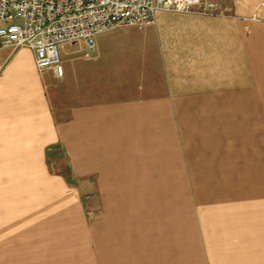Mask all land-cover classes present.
Wrapping results in <instances>:
<instances>
[{
    "label": "crops",
    "instance_id": "crops-1",
    "mask_svg": "<svg viewBox=\"0 0 264 264\" xmlns=\"http://www.w3.org/2000/svg\"><path fill=\"white\" fill-rule=\"evenodd\" d=\"M203 1L0 49V264H264V0Z\"/></svg>",
    "mask_w": 264,
    "mask_h": 264
},
{
    "label": "built area",
    "instance_id": "built-area-1",
    "mask_svg": "<svg viewBox=\"0 0 264 264\" xmlns=\"http://www.w3.org/2000/svg\"><path fill=\"white\" fill-rule=\"evenodd\" d=\"M203 0H0V49H29L38 71L58 75L59 45L83 40L90 57L95 36L118 26H147L159 11L209 15Z\"/></svg>",
    "mask_w": 264,
    "mask_h": 264
},
{
    "label": "rangeland",
    "instance_id": "rangeland-1",
    "mask_svg": "<svg viewBox=\"0 0 264 264\" xmlns=\"http://www.w3.org/2000/svg\"><path fill=\"white\" fill-rule=\"evenodd\" d=\"M60 58H61V56H60ZM88 200H90V195L89 194H84L83 195V201H88Z\"/></svg>",
    "mask_w": 264,
    "mask_h": 264
}]
</instances>
